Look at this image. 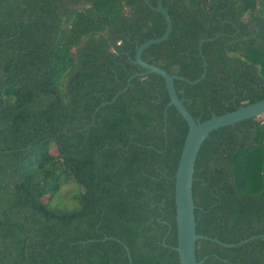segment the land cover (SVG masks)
Here are the masks:
<instances>
[{
    "label": "trees",
    "instance_id": "16d2710c",
    "mask_svg": "<svg viewBox=\"0 0 264 264\" xmlns=\"http://www.w3.org/2000/svg\"><path fill=\"white\" fill-rule=\"evenodd\" d=\"M147 2L0 0V264H179L187 126L159 76L126 87L145 73L136 48L165 27ZM161 5L170 33L140 58L177 77L193 119L264 98V0ZM62 187L73 209L50 206ZM191 190L195 233L234 245L197 240L196 261L264 264V119L209 133Z\"/></svg>",
    "mask_w": 264,
    "mask_h": 264
},
{
    "label": "water",
    "instance_id": "95a60500",
    "mask_svg": "<svg viewBox=\"0 0 264 264\" xmlns=\"http://www.w3.org/2000/svg\"><path fill=\"white\" fill-rule=\"evenodd\" d=\"M143 2L148 5L147 0H143ZM151 9L162 16L165 24L164 31L160 37L147 40L136 48L134 53V60L132 63L139 66L142 70L145 71V73H140L129 77L126 80V87L128 86L129 81L135 76H143L144 74H155L159 76L164 82V87L168 96V103L166 107L172 106L187 126V131L174 173L173 188L176 246L173 248V251L177 254L179 264H201L202 260L197 262L194 254V246L197 240H211L226 248L233 247L234 245L224 244L216 241L215 239H209L195 233V222L193 214L195 207L192 199L191 186L193 167L197 153L202 142L212 131H215L221 127L232 126L244 120L256 119L260 116H263L264 98L254 103L240 106L235 110L224 113L222 115H211L209 119L203 122H199L198 119H193L182 105L181 100H179L175 94L173 88V80L177 79V77L168 75L162 69L147 64L140 58L141 53L148 46L163 42L169 35L171 29L169 16L166 13V10L162 7L161 0H157L156 7ZM204 65L205 64L203 63V67ZM203 76L204 68L200 78L195 80L193 83L199 82L203 78ZM178 79L185 80L182 78ZM189 84L191 83L189 82ZM126 87L119 91L116 95L122 93L126 89ZM114 98H112L111 102L114 100ZM251 239L252 238L241 241L236 245L246 243Z\"/></svg>",
    "mask_w": 264,
    "mask_h": 264
},
{
    "label": "rangeland",
    "instance_id": "374dc122",
    "mask_svg": "<svg viewBox=\"0 0 264 264\" xmlns=\"http://www.w3.org/2000/svg\"><path fill=\"white\" fill-rule=\"evenodd\" d=\"M257 119H264V115L258 117ZM50 152L52 154H55L54 148L50 147ZM64 187H62L60 189V191L56 194V197L53 198V200L50 203V206L52 208H57L60 210H70L73 209L75 207V200H74V192L76 191V189L74 187H72V189L70 190V188L68 189V194L66 195V197H64V195L62 194ZM71 194V195H70ZM70 196V197H69ZM43 202H45V198H43Z\"/></svg>",
    "mask_w": 264,
    "mask_h": 264
}]
</instances>
